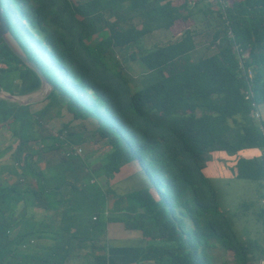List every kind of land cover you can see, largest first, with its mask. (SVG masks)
<instances>
[{"label": "trees", "instance_id": "trees-1", "mask_svg": "<svg viewBox=\"0 0 264 264\" xmlns=\"http://www.w3.org/2000/svg\"><path fill=\"white\" fill-rule=\"evenodd\" d=\"M6 4L15 27L24 31L23 44L5 10L9 30L52 88L36 110L0 99V125L17 138L8 168L15 181L0 182V264H66L86 244L92 250L83 253V264H107L110 221L140 232L146 244L139 260L150 264H214L209 252L214 247L232 256L222 264L264 258V0H232L228 6L216 0V9L206 0ZM202 6L205 17L215 9L223 26L213 33L215 52L194 59L195 32L189 28L174 40L142 44L155 30H172L176 22L186 27L194 20L193 9ZM43 58L46 65L39 63ZM129 61L143 67L138 88L124 70ZM54 68L57 72L48 74ZM7 80L15 89L3 86ZM40 85L35 71L0 41V88L22 95ZM64 105L73 120L93 117L97 124L73 129L69 121L54 133L41 132L49 111L55 108L53 118L59 117ZM87 131L88 140L96 136L111 147L95 170L75 149ZM217 151H255L239 156L233 171L258 185L257 201H243L241 207L258 205L261 241L243 239L235 229L239 214L220 206L216 186L203 171ZM125 164L139 166L153 187L124 194L103 188L99 177L109 184ZM34 207L42 214L52 211V221L33 220L27 211ZM84 207L90 208L89 219L79 227Z\"/></svg>", "mask_w": 264, "mask_h": 264}, {"label": "rangeland", "instance_id": "rangeland-1", "mask_svg": "<svg viewBox=\"0 0 264 264\" xmlns=\"http://www.w3.org/2000/svg\"><path fill=\"white\" fill-rule=\"evenodd\" d=\"M74 1V0H72ZM78 1V0H75ZM192 2L198 1V0H191ZM203 1V0H202ZM211 1L216 9V0H206ZM232 0H222V3L224 5H230ZM1 3L4 7V10L7 11V14L10 18L9 23L11 24V27L14 31L15 36L18 37L20 42L23 44V41H21V38H24V31L21 27H15V22L13 20V16L11 15L10 11L7 8L6 0H1ZM194 8V7H193ZM215 9H212L213 12H207L208 17L203 16L202 10H206L205 6H202V9H193L192 17L193 22L189 23L184 27L182 22H176L175 27L172 30H163L158 29L153 31L152 33H149L144 40L142 41V44L146 47H150L151 45L155 43H165L170 40H174L177 38L186 28H189L195 32L194 35V41L196 44L195 50L192 53V56L194 59H197L200 56L209 55L216 51V47L213 44H210L213 39V33L216 31V29L223 31V26L220 23H217L216 17H218L217 12ZM22 23H25V20H21ZM30 31H32V28L27 26ZM16 38V37H15ZM16 41L17 38H16ZM20 45V44H19ZM133 49V47L131 48ZM37 51H34L36 53ZM36 59H42V55L40 53H36ZM43 65H46L45 59L43 58V62H39ZM127 71V74L129 77H133L134 81L131 82L132 86L134 88H138L142 85L139 76L144 72L143 67L138 63V61H129L125 64V69ZM57 72L56 68L51 70L48 74H53ZM4 87H8L11 89H15L14 85L11 83L10 80L3 82ZM47 86V85H46ZM1 89V88H0ZM48 89L47 87H44V89H37L34 92L25 94L26 99H39L44 95L45 90ZM43 106V99H39L32 103V109L36 110ZM55 108H53L51 111H49L50 117L43 120V124L40 126L41 132L47 133L48 131L54 133L56 129L59 127L61 122H66V120L69 119V117H72L71 113H69L66 110L65 105L62 106L61 114L59 117L53 118L52 113L55 112ZM254 120L256 123H259L260 117L258 115H254ZM89 127L92 129L97 124L96 120L94 118H91L86 122ZM81 124L72 125L71 127L73 129L78 128ZM259 125V124H258ZM61 126V125H60ZM91 130V129H89ZM88 131L85 135V141L83 140L82 144H79L78 147L80 148L79 156L82 157V160L85 162L86 165H89L90 169H97L99 168L103 163V154H106L111 147L107 143L105 139L97 138L96 136L94 140H88ZM98 140V141H97ZM95 141V142H94ZM33 147H36V145H33V143H30ZM17 145V138L13 135L11 132V129L9 127H4L0 125V182H4V180L9 181H15L13 177L10 175V171L8 168H11L14 165L13 160V152ZM253 152H237L235 154H229L225 151H217L210 153V159L204 162V173L206 176L212 180L213 184L216 186V189L219 194V202L220 206L223 210L228 211L229 213H238L239 216L234 217L235 221V229L238 231V234L241 235L243 239H246L248 237L257 238L258 240H262V229L261 224L258 222L255 218V211L258 209V205L255 203L253 207H250L249 209L245 210L243 207H241V204L243 201H257L258 199V193L257 188L258 185L255 181L248 180V179H241L236 178L234 176V165L237 160V158L241 155H250L254 154ZM256 153H259L256 151ZM44 155L49 156L50 154L46 153ZM105 157V155H104ZM50 158V157H49ZM88 170V169H86ZM32 181V178L30 179ZM97 179H95L96 181ZM24 181V180H23ZM98 181L101 183L102 187L105 188L107 185L105 183V178L99 177ZM97 181V182H98ZM34 182V181H32ZM153 185L150 183L148 189H151ZM117 194V190H115ZM130 201V200H129ZM20 208V207H19ZM18 208V209H19ZM85 212L82 214V216H77L79 218L78 220V226L82 227L85 224H87V221L85 217H88L89 214H87L90 210L89 207H84ZM43 210L40 208H28L27 215L31 217V215L34 216L33 220L36 222L41 220L40 218H46V221H41L42 225L48 224L49 221H52V211H46L43 213ZM29 217V218H30ZM82 218V220L80 219ZM29 230V228H27ZM30 236L35 237V239L38 241L39 238L35 233ZM112 240V239H111ZM110 239H108V242ZM83 248H78L77 253L78 256H74L69 258V260L66 262V264H83V253L88 252L89 250H92L89 246V244H86L85 246H82ZM108 244L107 240L105 241V248L104 253H106V256L108 254ZM211 254L214 255V264H222L224 260L231 261L232 256L230 254H225L223 250H221L219 247L211 248L210 251ZM49 260V258H48ZM90 260L92 261V258L89 256H86V261ZM141 262V261H140ZM85 263V262H84ZM108 263V261H107ZM144 264V263H140ZM249 264H264V258L262 257L259 260H254L250 262Z\"/></svg>", "mask_w": 264, "mask_h": 264}, {"label": "crops", "instance_id": "crops-1", "mask_svg": "<svg viewBox=\"0 0 264 264\" xmlns=\"http://www.w3.org/2000/svg\"><path fill=\"white\" fill-rule=\"evenodd\" d=\"M89 119L90 118L85 120H73L72 117H69L66 122L70 121V124L73 126L82 123L85 125L86 129L89 130L91 128L86 123ZM64 123L65 122H61L60 125ZM104 155L105 154H103V156ZM106 185L117 190V194H124L135 189L149 187L150 181L147 174L143 172L139 166L125 164L118 173L110 178L109 184ZM124 215L126 214H123V216ZM108 239H110L109 242ZM106 240L109 248L107 264H150L148 261L140 262L139 260L146 244L140 232L135 229L126 228L121 221H110L107 223L105 232V241Z\"/></svg>", "mask_w": 264, "mask_h": 264}, {"label": "water", "instance_id": "water-1", "mask_svg": "<svg viewBox=\"0 0 264 264\" xmlns=\"http://www.w3.org/2000/svg\"><path fill=\"white\" fill-rule=\"evenodd\" d=\"M4 7L0 0V41H3L7 45V47L16 55L25 65L30 67L41 79L40 88L44 89V87L48 86V89L45 90L44 95L39 99H44L49 91L52 88V85L46 80L42 70L35 63V61L28 58L26 53L23 51L19 43L16 41L11 31L9 30L8 24L6 22V17L4 16ZM47 85V86H46ZM0 99H5L8 101L16 102L21 105H30L39 99H26L25 94L17 95L12 94L8 91L0 89Z\"/></svg>", "mask_w": 264, "mask_h": 264}, {"label": "built area", "instance_id": "built-area-1", "mask_svg": "<svg viewBox=\"0 0 264 264\" xmlns=\"http://www.w3.org/2000/svg\"><path fill=\"white\" fill-rule=\"evenodd\" d=\"M258 110H259V108H258ZM255 114L258 115L259 117H261V114H260L259 111H256ZM255 114H254V115H255ZM75 149H76V152H77V153L80 152V148H79V147L75 146ZM261 154L264 156V149L261 151ZM92 181H93V179L91 180V182H92ZM105 214H107V211H105ZM93 218H95V217L93 216Z\"/></svg>", "mask_w": 264, "mask_h": 264}]
</instances>
